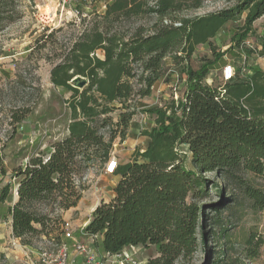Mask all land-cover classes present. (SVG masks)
Instances as JSON below:
<instances>
[{
	"label": "trees",
	"instance_id": "obj_1",
	"mask_svg": "<svg viewBox=\"0 0 264 264\" xmlns=\"http://www.w3.org/2000/svg\"><path fill=\"white\" fill-rule=\"evenodd\" d=\"M6 1L0 0V22L10 21L2 10ZM207 1L221 0H110L103 13L80 16V31L69 45L56 37L61 29L36 39L28 57L35 50L54 53L50 83L70 97L64 102L65 137L14 172L17 201L9 215L21 246L36 249L35 238L53 234L54 245L61 244L62 214L81 200L88 172L104 169L114 142L126 139L135 101L151 96L166 58L188 63L200 45L209 47L213 61L198 70L185 67L183 100L147 111L154 126L140 132L145 147L116 167L112 199L94 209L83 232L108 256L154 247L157 256L145 264H176L204 244L206 209H264V70L243 74L237 67L221 89L206 83L213 62L224 56L212 40L244 15L232 45L241 50L264 17V0H227L218 10L188 16ZM76 76L87 81L82 90L69 84ZM181 146L190 154V168L176 151ZM206 174H214L215 182ZM9 191V185L1 189L0 203ZM210 192L218 202L202 203ZM248 244L250 257L257 258L264 241L250 238Z\"/></svg>",
	"mask_w": 264,
	"mask_h": 264
},
{
	"label": "rangeland",
	"instance_id": "obj_2",
	"mask_svg": "<svg viewBox=\"0 0 264 264\" xmlns=\"http://www.w3.org/2000/svg\"><path fill=\"white\" fill-rule=\"evenodd\" d=\"M109 2L110 0H91L88 4L85 0H7L6 5L2 6L3 12L7 13L4 17H10V21L0 22V191L5 185L10 186L7 201L0 203L2 235H6L8 231L9 207L17 188L15 170L24 166L31 156L40 152L49 153L50 146L65 137L68 123V112L64 102L70 97V93L50 83L52 65L49 59H53L54 53L35 50L28 57L29 53L36 47L35 41L39 36L48 35L59 29L61 31L56 37L66 46L69 45L80 31V16L89 18L94 13L100 14ZM226 5L227 0L207 1L203 8L189 13L188 16H202ZM243 16L236 22L227 23L220 34L212 40L217 53L224 52V56L213 62L206 79L208 85L220 89L223 87L221 70L227 64L233 67L234 72L237 67H243V74L246 72L245 69L260 67L264 69V17L253 24L252 32L241 50L232 46L234 37L240 33ZM72 23L78 27L72 28ZM208 60L213 61V55L207 45L198 46L188 63L166 58L158 85L161 82L170 84L168 83L170 80H175L177 85L180 84L179 89L166 88L159 95L151 94L150 97L135 101L136 115L127 131V137L123 141L117 139L112 147L111 159H114L117 166L130 162L134 151L145 147L146 140L142 139L140 132L154 126V116L147 111L155 106H167L171 101L183 100L185 67L188 65L192 70H198ZM178 150L185 165L190 168V154L183 146L178 147ZM1 169L5 174H2ZM88 174H101L106 177L113 175L98 168L91 169ZM88 174L83 179L85 191L82 196L84 195V199L90 202V199L95 201L102 193L99 191V183L93 184L94 177H91L89 182ZM205 177L211 183L215 182L214 174H206ZM257 182L262 183L260 179ZM210 195L209 198L202 200V203L218 202L217 196L211 192ZM85 207V203L81 202L75 209L62 214V221L71 224L75 237L79 240L84 237L79 235V229L83 227L90 210ZM205 215L207 220L203 231L204 244H199L191 257L176 264H264V244L259 249L258 257L253 259L249 251L251 245L248 244L250 238L253 239V243L264 241V209L251 211L228 207L221 209L219 214L206 209ZM73 221H78L79 227L75 226ZM196 234L197 240L200 241L199 228ZM54 239L53 234L50 238H35L33 242L37 249L53 248ZM81 241L91 246L96 253L93 244ZM8 243H10L8 248L12 251L24 247L20 243V246H13L10 240ZM60 243L69 245V241L62 234ZM37 249H24L21 258L20 252L17 254L13 252V261L1 256L0 264H22L25 254H35ZM122 253L130 254L137 264H145L148 259L157 256L154 247H133L125 249ZM81 260L82 264H86L83 257ZM117 262L119 259L107 258L103 264H119Z\"/></svg>",
	"mask_w": 264,
	"mask_h": 264
},
{
	"label": "built area",
	"instance_id": "obj_3",
	"mask_svg": "<svg viewBox=\"0 0 264 264\" xmlns=\"http://www.w3.org/2000/svg\"><path fill=\"white\" fill-rule=\"evenodd\" d=\"M66 2V1H64ZM86 3L90 4L91 0H85ZM85 18V17H83ZM234 78V69L231 65H225L221 70V80L223 84L231 81ZM177 152L181 153L178 149ZM117 164L114 159L110 157L108 163L105 165L103 171L106 173L113 174ZM63 231V237L69 241V245L60 244L54 245L53 248L40 247L36 248L35 254L27 253L24 256L22 264H75L74 255H80L85 260L86 264H103L105 259H119V264H137L133 260L132 256L127 253H121L114 256H106L100 258L93 250V248L85 243H82V239L79 240L75 237V232L68 221H64L61 225ZM84 226L79 229V235L87 237L83 232ZM11 245L20 246L19 241L12 237ZM32 252V251H30ZM32 254V255H30ZM113 262V261H112Z\"/></svg>",
	"mask_w": 264,
	"mask_h": 264
},
{
	"label": "crops",
	"instance_id": "obj_4",
	"mask_svg": "<svg viewBox=\"0 0 264 264\" xmlns=\"http://www.w3.org/2000/svg\"><path fill=\"white\" fill-rule=\"evenodd\" d=\"M104 10H105V7L102 9V12L101 13H103ZM220 32L217 34V36L220 34ZM260 69L261 70H264L261 67H260ZM170 78H172V76ZM168 83H170V84H164L163 82H161L158 85V82H157L154 85L151 94L152 95L153 94H155V95L158 94L159 95L162 92H164L166 88H173L174 90L175 89H179V85L180 84L177 85V81L170 80V82H168ZM142 139H145V138L142 137ZM91 177H94V183L93 184L99 183V185H100L99 191L102 193V195L99 196V197H97L95 201L93 199L92 200L90 199V202L88 200L84 199V195H83L82 198H81V200L78 202V204L81 203V202H84L85 203V206L88 209H90L89 212H88V218L86 219L85 223L83 224L84 227L89 223L90 218H91V214L94 211V209L101 202H109L112 199V197H113L112 190L115 187V185L117 184V182L119 181V177L116 176V175H114V174L112 175V177H110V176L109 177L108 176L106 177V176H103L101 174L100 175L99 174L98 175L88 174L89 182H91V180H90ZM16 201H17V192H15L14 198L11 199L12 204L10 206H12ZM72 209H75V208H72ZM72 209H70V210H72ZM73 224L75 226L79 227V222L78 221H73ZM11 239H12V233H11V218H10V215L8 214V231L6 232V235L0 234V257L1 256H4V257L8 258L9 260H12L13 261L14 260V258L12 256V253L13 252H16V254L20 252L19 253L20 254L19 256L21 258L23 256V254H24V251H23L24 249L25 250H28V249L31 250V248H29V247H22V248H20V250H15V251L10 250L8 248V244H10V243H8V242H9V240H10V242H12ZM82 240H84V242H86V243L93 244L94 248L96 249V253L98 252L97 255L100 258L103 259V258H105L107 256L106 254H104V253H102L100 251V248L98 246H96V244L93 242V240H92L91 237H88V236L85 237V238L82 237ZM96 241H97L98 244H100L101 238H96ZM130 248H133V247H130ZM125 249H128V248H125ZM125 249L123 251H125ZM20 258H19V260H20ZM81 258L82 257L80 255H74L75 264H82Z\"/></svg>",
	"mask_w": 264,
	"mask_h": 264
},
{
	"label": "water",
	"instance_id": "obj_5",
	"mask_svg": "<svg viewBox=\"0 0 264 264\" xmlns=\"http://www.w3.org/2000/svg\"><path fill=\"white\" fill-rule=\"evenodd\" d=\"M69 84L78 90H82L86 86L87 81L85 78L76 76L69 82Z\"/></svg>",
	"mask_w": 264,
	"mask_h": 264
}]
</instances>
